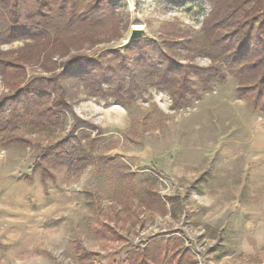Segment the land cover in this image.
I'll return each mask as SVG.
<instances>
[{
    "label": "rangeland",
    "instance_id": "obj_1",
    "mask_svg": "<svg viewBox=\"0 0 264 264\" xmlns=\"http://www.w3.org/2000/svg\"><path fill=\"white\" fill-rule=\"evenodd\" d=\"M47 1L57 24L50 41L0 43L7 58L30 56L27 79L63 70L76 53L104 63L108 50L125 56L124 40L138 25L142 42L156 41L182 64H221L227 79L179 109L156 87L124 107L93 96L79 77L66 79L74 112L97 126L81 128L80 147L93 159L76 167L44 155L70 136L72 112L35 127L34 108L0 135V264H134L131 252L152 238L180 239L195 259L190 246L198 245L205 264H264V113L237 94L238 70L209 44L212 1L116 0L115 13L96 25L70 23L96 0H73V15ZM56 26L66 46L54 50ZM65 47L69 55L60 56ZM11 91L0 75V96ZM11 135L23 139L4 145ZM151 193L163 203L147 205Z\"/></svg>",
    "mask_w": 264,
    "mask_h": 264
},
{
    "label": "trees",
    "instance_id": "obj_2",
    "mask_svg": "<svg viewBox=\"0 0 264 264\" xmlns=\"http://www.w3.org/2000/svg\"><path fill=\"white\" fill-rule=\"evenodd\" d=\"M30 1H33L36 7H33ZM211 1L213 9L206 20L205 29L210 35L209 44L217 49L228 67L238 70L241 80L237 86V94L250 98L264 113V0ZM59 2L62 12L69 11L74 14L75 5L71 3L73 0ZM116 6V0H96L70 23L96 25L105 16L114 14ZM51 10L47 0H0V43L9 44L22 39L49 40L51 27L57 25ZM223 28L228 29L225 32ZM63 46L66 44L61 29L58 28L54 50ZM125 50V56L117 50H108L107 63L94 60L86 54H72L62 60L63 70L49 68L53 70L50 76L36 74L29 79L26 63L29 62L27 59H30V56L20 54L15 58H7L0 53V75L12 89L11 92L0 96V135L8 131L15 132L24 115L30 114L34 108L37 112L31 124L35 127L45 125L46 122L57 123L61 115L72 112L75 121L70 136L53 144L45 150L44 155L53 156L58 162L82 167L91 161L93 156L80 147L82 137L87 136L81 128L97 126L80 119L74 112L66 79L79 77L84 80L90 94L124 107L142 97L148 86L156 87L171 95L173 109L189 107L202 97V89H210L215 83L227 79L221 64H182L164 51L156 41L140 40L126 46ZM69 53L70 47L61 51L60 56L65 57ZM112 57L119 59V62L112 63ZM75 63L81 64L79 70L75 71ZM142 72H145L143 78L141 77L144 82L140 81ZM193 76L198 77L200 85H193ZM243 77L251 79L245 82ZM151 78L153 80L149 82ZM52 93V103H45V100H51ZM22 139L17 135L5 136L3 144L20 142ZM151 195L153 199L148 200L147 205L151 206L154 202L163 203L158 195ZM84 252L87 258L97 254ZM130 255L136 257L133 259L134 264H199L180 239L171 243L167 239L152 238L145 247L137 253L131 252Z\"/></svg>",
    "mask_w": 264,
    "mask_h": 264
},
{
    "label": "water",
    "instance_id": "obj_3",
    "mask_svg": "<svg viewBox=\"0 0 264 264\" xmlns=\"http://www.w3.org/2000/svg\"><path fill=\"white\" fill-rule=\"evenodd\" d=\"M145 34L146 30L144 27H133L127 41L125 42V46L138 42Z\"/></svg>",
    "mask_w": 264,
    "mask_h": 264
},
{
    "label": "built area",
    "instance_id": "obj_4",
    "mask_svg": "<svg viewBox=\"0 0 264 264\" xmlns=\"http://www.w3.org/2000/svg\"><path fill=\"white\" fill-rule=\"evenodd\" d=\"M196 256V259L198 261L199 264H205L204 262H206V257H205V252L203 249H201L200 246L196 245V246H193L191 245L190 246Z\"/></svg>",
    "mask_w": 264,
    "mask_h": 264
},
{
    "label": "bare ground",
    "instance_id": "obj_5",
    "mask_svg": "<svg viewBox=\"0 0 264 264\" xmlns=\"http://www.w3.org/2000/svg\"><path fill=\"white\" fill-rule=\"evenodd\" d=\"M134 27H143L142 25H138V26H134ZM131 32V31H130ZM130 32L128 33V35L126 36L125 40H124V43L127 41L128 37H129V34Z\"/></svg>",
    "mask_w": 264,
    "mask_h": 264
},
{
    "label": "crops",
    "instance_id": "obj_6",
    "mask_svg": "<svg viewBox=\"0 0 264 264\" xmlns=\"http://www.w3.org/2000/svg\"><path fill=\"white\" fill-rule=\"evenodd\" d=\"M149 241H150V240H149ZM251 246L253 247V246H255V245H254V244H251L250 247H251ZM253 248H254V247H253ZM258 253H259V252H258Z\"/></svg>",
    "mask_w": 264,
    "mask_h": 264
}]
</instances>
